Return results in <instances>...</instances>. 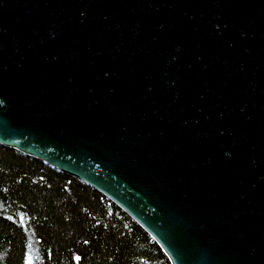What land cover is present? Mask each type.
<instances>
[{
  "label": "water",
  "instance_id": "water-1",
  "mask_svg": "<svg viewBox=\"0 0 264 264\" xmlns=\"http://www.w3.org/2000/svg\"><path fill=\"white\" fill-rule=\"evenodd\" d=\"M0 145L170 264H264V0H0Z\"/></svg>",
  "mask_w": 264,
  "mask_h": 264
},
{
  "label": "trees",
  "instance_id": "trees-1",
  "mask_svg": "<svg viewBox=\"0 0 264 264\" xmlns=\"http://www.w3.org/2000/svg\"><path fill=\"white\" fill-rule=\"evenodd\" d=\"M0 264H170L95 189L0 145Z\"/></svg>",
  "mask_w": 264,
  "mask_h": 264
}]
</instances>
